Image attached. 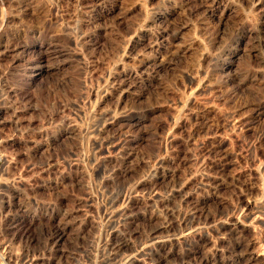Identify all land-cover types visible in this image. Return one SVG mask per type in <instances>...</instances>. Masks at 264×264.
<instances>
[{
	"label": "rangeland",
	"instance_id": "rangeland-1",
	"mask_svg": "<svg viewBox=\"0 0 264 264\" xmlns=\"http://www.w3.org/2000/svg\"><path fill=\"white\" fill-rule=\"evenodd\" d=\"M204 2L0 0V264H102L106 207L137 181H156L161 162L176 179L211 177L194 202L212 216L260 212L243 249L254 231L264 238V0H220L215 14ZM127 76L133 87L121 94ZM105 114L135 124L104 129ZM115 134L125 147L106 183L97 143ZM124 149L130 182L116 172ZM128 201L141 231L160 212Z\"/></svg>",
	"mask_w": 264,
	"mask_h": 264
},
{
	"label": "bare ground",
	"instance_id": "bare-ground-1",
	"mask_svg": "<svg viewBox=\"0 0 264 264\" xmlns=\"http://www.w3.org/2000/svg\"><path fill=\"white\" fill-rule=\"evenodd\" d=\"M219 1L205 0L204 12L215 14L220 4ZM163 19L164 17L160 16L158 21ZM174 29L177 31L175 40H179L185 27L178 23V25L175 24ZM158 32L160 31L158 30ZM169 32H171L170 28L163 29L162 32L158 33L159 43H163ZM16 52H18V48H11L10 54H16ZM49 52L50 48L47 47L44 54L48 55ZM42 53L41 55H44ZM239 54V51L232 53V63ZM171 55L168 58V55L163 57L162 60L159 56V61L156 64L154 62L153 66L150 65L154 73H159L171 65L174 60ZM44 68L45 66L41 69ZM129 76L123 84L115 88L117 92L125 94L131 90L134 79L131 80ZM129 117V115L105 114L101 117L102 127L113 129L119 123L121 124L118 122L119 119L126 121V127L134 126L135 123L130 122ZM118 135L102 138L97 143V161L99 163L97 167L107 181L106 183L110 182L111 177L116 174L113 169L106 171L113 160L114 152L125 147V141L121 140ZM130 152L124 149L122 153L124 163L121 164V168L116 170L121 180L125 182H130L134 177H137L131 170L130 160L133 159L134 155L132 156V152ZM161 164L162 162L155 168L156 181L152 184L137 181L128 196L120 197V195L117 199L115 197L116 200L109 202L106 207L112 239L105 246L102 264H264L263 233L254 231L251 238L245 239L246 249H243L239 244L243 230L246 227H251L256 219L261 220L258 216L259 211L256 210L252 215L250 213L248 221L242 220L240 215H234L227 219L212 216L207 207L194 202L195 195L201 187L212 186L210 184L211 177L198 169L188 173L184 178L176 179V175L171 174ZM195 180L199 183L198 186L193 187ZM215 181H218L217 178ZM218 185L220 184L215 183L214 193H216ZM127 199L144 205V209L147 211L158 207L160 212L156 209L155 214L149 217L147 225L141 231L136 228L137 216L133 213L135 210L132 214L126 206ZM224 244L227 245L226 249L222 248ZM23 264H34V261L29 260Z\"/></svg>",
	"mask_w": 264,
	"mask_h": 264
}]
</instances>
